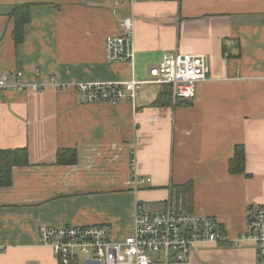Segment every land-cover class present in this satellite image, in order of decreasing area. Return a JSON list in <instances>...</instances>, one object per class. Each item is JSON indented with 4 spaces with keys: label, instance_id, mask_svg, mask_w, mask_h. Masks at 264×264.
<instances>
[{
    "label": "crops",
    "instance_id": "obj_1",
    "mask_svg": "<svg viewBox=\"0 0 264 264\" xmlns=\"http://www.w3.org/2000/svg\"><path fill=\"white\" fill-rule=\"evenodd\" d=\"M24 5L30 20L17 45L11 13ZM128 18L134 59L109 63L106 39ZM176 53L206 63L188 104L168 86L114 104L87 103L76 89L146 79ZM1 78L13 88L0 90V150L26 149L28 165L0 187V264H59L39 242L43 227L107 224L122 242L137 201L157 214L212 217L229 240L199 244L187 263L158 254L153 264H255L252 244L234 242L247 207L264 205V0H0ZM236 147L244 174L230 172ZM60 151L77 161L59 164ZM132 158L150 182L133 184Z\"/></svg>",
    "mask_w": 264,
    "mask_h": 264
},
{
    "label": "built area",
    "instance_id": "obj_2",
    "mask_svg": "<svg viewBox=\"0 0 264 264\" xmlns=\"http://www.w3.org/2000/svg\"><path fill=\"white\" fill-rule=\"evenodd\" d=\"M178 2L180 0H131L139 2ZM133 18L121 22L118 35L106 39V59L109 63H131L134 59ZM206 63L202 55L165 54L161 63L150 69L146 79L124 82L80 83L76 86L87 103H135L139 93L150 85L168 86L175 101H193L198 85L207 79ZM22 77V73H18ZM13 87L7 78L0 79V90ZM15 88L21 89L18 85ZM131 178L136 186L140 178L135 160L131 161ZM107 224L87 227H43L38 237L42 246L50 247L59 264H153L154 257L163 254L167 262L187 263L199 244L229 243L218 222L194 213L168 211L151 212L142 201L136 203V218L132 233L122 242H115ZM251 243L255 249V264H264V205L251 204L245 212V228L236 245Z\"/></svg>",
    "mask_w": 264,
    "mask_h": 264
},
{
    "label": "trees",
    "instance_id": "obj_3",
    "mask_svg": "<svg viewBox=\"0 0 264 264\" xmlns=\"http://www.w3.org/2000/svg\"><path fill=\"white\" fill-rule=\"evenodd\" d=\"M15 19L14 39L17 45L25 38V27L30 20L29 6H16L12 11ZM164 96L172 97L167 90L162 91ZM188 104L189 100H181L177 103ZM77 161L75 151H60L58 154L59 164H73ZM246 155L244 147H236L234 158L230 161V172L232 174H244L246 171ZM28 165V154L26 149L0 150V187H9L13 182V168Z\"/></svg>",
    "mask_w": 264,
    "mask_h": 264
},
{
    "label": "water",
    "instance_id": "obj_4",
    "mask_svg": "<svg viewBox=\"0 0 264 264\" xmlns=\"http://www.w3.org/2000/svg\"><path fill=\"white\" fill-rule=\"evenodd\" d=\"M87 264H100L99 262L87 261Z\"/></svg>",
    "mask_w": 264,
    "mask_h": 264
}]
</instances>
